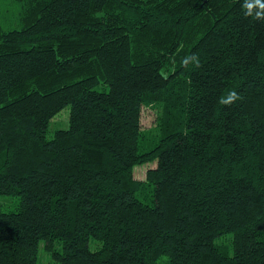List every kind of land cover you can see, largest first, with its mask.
Listing matches in <instances>:
<instances>
[{"label":"trees","instance_id":"trees-1","mask_svg":"<svg viewBox=\"0 0 264 264\" xmlns=\"http://www.w3.org/2000/svg\"><path fill=\"white\" fill-rule=\"evenodd\" d=\"M9 2L0 264L40 243L56 264H264V21L243 0Z\"/></svg>","mask_w":264,"mask_h":264},{"label":"rangeland","instance_id":"rangeland-1","mask_svg":"<svg viewBox=\"0 0 264 264\" xmlns=\"http://www.w3.org/2000/svg\"><path fill=\"white\" fill-rule=\"evenodd\" d=\"M0 6H2L4 15L3 23L8 28L18 27V16H17V6L14 3L9 2V0H0ZM68 107H64L60 110L49 122L47 137L53 134L55 129L66 128L68 124ZM155 111L151 108H143L141 115V126L143 128H148L154 125ZM154 166L153 164H146L142 166L135 167L134 174L137 178H142L144 176L145 170ZM93 242L90 243V248L94 249ZM36 264H56L50 257V255L44 250L43 244L40 243L37 252V262ZM157 264H162V260H159Z\"/></svg>","mask_w":264,"mask_h":264},{"label":"clouds","instance_id":"clouds-1","mask_svg":"<svg viewBox=\"0 0 264 264\" xmlns=\"http://www.w3.org/2000/svg\"><path fill=\"white\" fill-rule=\"evenodd\" d=\"M242 7L246 16H251L254 20L264 21V0H243ZM181 64L187 67L189 64H193L196 67L200 66L199 58L192 54L184 57L181 60ZM241 99L236 91H229L226 97L221 99V103L225 105H231Z\"/></svg>","mask_w":264,"mask_h":264},{"label":"water","instance_id":"water-1","mask_svg":"<svg viewBox=\"0 0 264 264\" xmlns=\"http://www.w3.org/2000/svg\"><path fill=\"white\" fill-rule=\"evenodd\" d=\"M204 1H206V0H204Z\"/></svg>","mask_w":264,"mask_h":264}]
</instances>
